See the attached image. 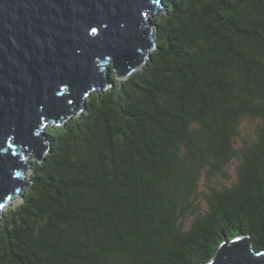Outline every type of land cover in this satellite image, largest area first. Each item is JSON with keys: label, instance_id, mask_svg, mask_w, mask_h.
Returning a JSON list of instances; mask_svg holds the SVG:
<instances>
[{"label": "trees", "instance_id": "1", "mask_svg": "<svg viewBox=\"0 0 264 264\" xmlns=\"http://www.w3.org/2000/svg\"><path fill=\"white\" fill-rule=\"evenodd\" d=\"M162 1L143 66L45 128L0 264H205L236 234L264 248V0ZM232 161L230 184L199 190Z\"/></svg>", "mask_w": 264, "mask_h": 264}, {"label": "water", "instance_id": "2", "mask_svg": "<svg viewBox=\"0 0 264 264\" xmlns=\"http://www.w3.org/2000/svg\"><path fill=\"white\" fill-rule=\"evenodd\" d=\"M162 0H0V208L29 185L30 160L100 92L140 69L156 47ZM205 264H264L250 235L222 240Z\"/></svg>", "mask_w": 264, "mask_h": 264}, {"label": "rangeland", "instance_id": "3", "mask_svg": "<svg viewBox=\"0 0 264 264\" xmlns=\"http://www.w3.org/2000/svg\"><path fill=\"white\" fill-rule=\"evenodd\" d=\"M256 124H257V120L255 119L244 118L241 120V123L239 126V135L236 138L238 145H241L243 139H248L250 137L252 138V136L254 135L255 129H256ZM46 127H50V126L48 125ZM28 160H32V159L29 158ZM235 163H236L235 161H232L226 166L225 171L227 173V176L217 174L212 177L206 178V176L204 175L199 182V190L208 191L209 190L208 185H220V184L228 185L230 184L235 178ZM27 171L28 169L26 168L24 173L26 174ZM18 198H19L18 195L13 198L11 197L9 205H11L12 202H14ZM201 204L204 205V202L202 201ZM5 209H6V206H3L0 208V216L5 212L4 211ZM189 220H191L190 215L186 218V223H188Z\"/></svg>", "mask_w": 264, "mask_h": 264}, {"label": "bare ground", "instance_id": "4", "mask_svg": "<svg viewBox=\"0 0 264 264\" xmlns=\"http://www.w3.org/2000/svg\"><path fill=\"white\" fill-rule=\"evenodd\" d=\"M147 61V60H146ZM125 79V78H124Z\"/></svg>", "mask_w": 264, "mask_h": 264}]
</instances>
